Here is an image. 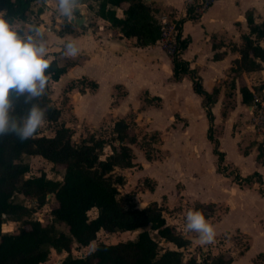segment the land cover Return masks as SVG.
<instances>
[{"label":"trees","instance_id":"obj_1","mask_svg":"<svg viewBox=\"0 0 264 264\" xmlns=\"http://www.w3.org/2000/svg\"><path fill=\"white\" fill-rule=\"evenodd\" d=\"M36 1L46 0H0V10L12 21H25ZM97 1V15L119 28L124 36L135 38L137 45L148 46L162 39L163 28L155 16L156 9L146 0ZM118 8L123 10V17L118 15ZM192 12L193 7L189 5L186 18L178 22L180 51L172 57L173 72L176 79L190 74L195 92L204 96V107L210 120L208 138L215 144L213 152L218 155L220 165L224 161V152L219 150L213 136L214 114L210 107L216 102L219 89L215 88L212 93L206 91L189 62L180 57L189 44L187 39H180L181 25L185 20L195 18ZM247 22L249 31L243 34L238 49L241 58L231 68L236 75L261 70L264 66V20L258 22L254 14L248 12ZM221 57L220 53L214 55L216 60ZM68 67L69 64L51 61L47 70L51 73L49 81L59 80ZM96 86L92 84V87ZM241 93L244 103L256 104L255 95L248 86H242ZM34 102L47 108L46 120H59L61 110L50 103L47 92ZM25 108L18 104L17 114ZM37 134L25 140L13 134L0 136V264H42L48 260L51 249L68 253L61 264H234L227 254H207L201 261L195 257L185 261L182 249L191 246L192 242L167 223L162 205L157 201L145 207L124 205L120 187L126 184V177L117 172V168L137 164L132 145L138 142V136L129 120H117L110 138L90 132L75 140L65 124L60 125L53 136L39 135V130ZM107 146L111 148L110 153H105ZM25 154L40 155L54 164L64 165L63 178L53 179L45 172L26 177L31 167L24 161ZM146 158L154 159L149 149H146ZM253 177L261 180L258 172L241 180L249 183ZM17 193L34 198L38 208L53 199L51 219L37 218L33 207L16 202ZM94 208L97 215L91 217L90 211ZM195 210L208 218L200 207ZM8 220L20 223L16 232L3 231L2 226ZM58 224L64 225L67 231L58 229ZM102 230L138 234L118 243L99 242L84 257L72 254L74 245H90ZM163 241L172 242L177 248L166 247Z\"/></svg>","mask_w":264,"mask_h":264},{"label":"crops","instance_id":"obj_2","mask_svg":"<svg viewBox=\"0 0 264 264\" xmlns=\"http://www.w3.org/2000/svg\"><path fill=\"white\" fill-rule=\"evenodd\" d=\"M146 1L156 9L155 16L158 20L159 14L164 11H172L173 17L181 20L187 16L190 0ZM57 4L58 0L34 2L29 14L32 18L23 22L26 28L35 25L45 30L44 39L50 62L55 60L59 65L69 64L68 71L59 80L51 82L59 85V89L72 81L87 83L83 91L75 86L68 93V112H64L56 103L52 104L61 110L59 120L66 118V113L70 114L71 117H68L65 124L67 127L71 128L73 124H77L88 126L92 131L106 120L115 118L112 122L114 126L117 120L127 119V115L122 112L132 110L137 104L143 103L144 95L148 94L151 98L162 99L163 110L167 103L174 104L175 112H187L191 109V102L196 101L209 129L210 120L204 107V96L195 92L190 74H183L180 79L174 77L173 59L164 48L162 39L148 46L137 45L135 38L124 36L119 28L97 15V0H79L76 3L74 18L86 15L82 26L61 16ZM117 12L120 17L124 16L121 8H118ZM248 12L254 14L256 21L264 20V0H216L199 17L187 19L181 25V38L187 39L189 44L181 51L180 57L188 61L191 69L200 75L206 91L212 93L215 88L219 89L216 102L210 105L214 114L212 127L215 130L218 120L223 119L222 110L228 111L227 116H230L229 109L231 111L233 104L242 110H252L260 105L259 102L262 103L258 94L264 95V66L261 70L243 72L240 75L231 71L236 60L241 58L238 49L242 44V36L249 31ZM65 21L69 23L67 27L64 25ZM89 22H92V25H89ZM70 39L75 40L79 48L75 56L64 54L63 45ZM214 45L217 46L216 49ZM216 53L222 54V57L216 60ZM76 70L79 72L76 73ZM165 74L168 81H164ZM231 75L234 80L233 88L228 81ZM94 83L96 87H92ZM184 85L187 86V95L182 90ZM244 85L254 93L256 104L248 105L243 102L241 87ZM227 105L229 107L224 108ZM180 116L185 118V114ZM216 134L213 136L218 141L219 150L224 152L226 164L240 170L247 169L248 160L252 159L254 164L257 148L259 156L264 159L260 138L257 139V148H252L249 154H246L236 148V138L231 133L223 134L217 131ZM246 138L243 136V139ZM229 144L237 152L239 161L233 160ZM213 154L218 157L214 152ZM255 172L261 175V180L258 179L257 182L263 181L264 164L257 162ZM247 176L250 175L239 177L245 179ZM255 178L257 177H253ZM240 191L242 192L234 196L228 210L215 222L206 218L215 228L213 242L201 243L198 233L195 232L183 234L192 242L188 247L190 250L202 246V255L194 256L198 257L199 261L207 254L218 255L227 250L234 264H264V216L251 211L250 206L248 210L243 202L245 196H251L252 208H255L257 202L254 200V194L259 196L260 193L250 188ZM241 196L243 198H240ZM260 197L264 200V196ZM154 201L158 202V199ZM200 202L206 204L204 200ZM91 211L95 212V217L97 209ZM240 240L244 241V246L238 242ZM163 244L172 249L177 248L172 242L163 241Z\"/></svg>","mask_w":264,"mask_h":264},{"label":"rangeland","instance_id":"obj_3","mask_svg":"<svg viewBox=\"0 0 264 264\" xmlns=\"http://www.w3.org/2000/svg\"><path fill=\"white\" fill-rule=\"evenodd\" d=\"M77 14H79V11H77ZM163 14L170 16L168 22L174 26L172 11L160 13V20H162ZM84 16L86 15L84 14ZM31 18L30 15L28 19ZM14 22L26 28L25 22L19 20ZM64 25L67 27L69 23L65 21ZM89 25H92V22H89ZM162 43L165 48L166 41L162 40ZM75 72L79 71L76 70ZM231 77L233 78L231 75L228 81H230V86L233 88L234 80ZM164 81H168L166 74L164 75ZM86 84L80 80L72 81L59 89V85L49 81L46 92L49 95L50 103H56L66 112L70 100L68 93L75 86L83 91ZM182 90L187 95L186 85H184ZM258 97L262 103L258 101L260 105L252 110L247 108L242 110L234 104L231 111L229 109L230 116H227L228 111L222 110L223 119L220 118L218 120L216 128L219 133H231L236 138V148L246 154H249L252 148H257V139L261 137L260 127L264 124L262 123L264 119L261 117L264 115V95L258 94ZM161 100V98H151L148 94H145L143 103L137 104L132 110L122 112V114L127 115L126 118L133 124L134 132L138 136V142L132 145L137 164L133 167L117 168V172L122 173L126 177V184L120 187L124 205L126 207L134 205L145 207L158 199V203L163 207V215H165L166 220L168 219V224L172 225L177 232L184 234L192 232L185 227V215L188 209L200 207L208 215V218L215 222L232 205L234 196L242 192L240 189L247 190L250 188L260 193L259 196L254 194V200L257 202L256 207L252 208L253 199H251V196H245L243 202L247 205L248 210H250V206L251 211L264 216V200L260 197L264 196V179L261 182H257V177L249 184L240 179V177L242 178L245 175L253 174L257 162L264 164V159L259 156V149L257 148L254 164L252 159L248 160L247 164L249 167L245 170L226 164L224 162L226 161L225 159L219 165L218 157L213 154L214 144L207 137L208 126L204 123L203 114L198 103L192 101L191 109L187 112L182 111V113L181 111L175 112V105H168V103L163 110L164 104ZM166 101L168 102V100ZM227 107L229 106H224V108ZM66 114L68 115H66V118H61L57 122H50L45 119L44 124L39 129V135H55L56 129L60 125L66 124L68 117H71L70 114ZM181 114H185V118L180 116ZM114 119L106 120L92 131L88 126L73 124L70 128L73 138L80 140L90 132L110 138ZM216 130L213 129V135L215 136L217 135ZM243 136L247 138L243 139ZM146 149H149L154 156L153 160H147ZM229 149L233 160L239 161L235 149L231 146ZM110 152L111 148L107 146L105 153ZM24 161L29 163L31 167L26 177L40 175L45 172L50 178H63L64 165L54 164L42 156L38 157V155L30 154L24 155ZM238 176L240 177L238 178ZM240 198L243 197L241 196ZM14 200L33 207L36 210L34 215L37 218L46 221L51 219V209L54 205L53 199H49L48 203L41 208H38L34 198L27 197L21 193L15 194ZM202 200L206 204H201L200 201ZM94 215L95 212L90 211V216L93 217ZM19 226V222L8 220L3 224L2 228L4 232L13 233L17 231ZM57 227L60 230L67 231L64 225L58 224ZM137 234L138 232L132 231L108 233L102 230L98 233L97 240L90 245L86 247L74 245L72 254L75 257H79L83 253L88 254L93 251L99 242L118 243L135 238ZM238 242L243 243L242 246H244V241L240 240ZM201 249L202 246H198L194 250L184 249L185 261L195 255L201 256ZM223 253L226 254L227 250L219 254ZM67 255V252L58 253L56 250L51 249L49 258L44 264H58ZM256 264H263V262H257Z\"/></svg>","mask_w":264,"mask_h":264},{"label":"clouds","instance_id":"obj_4","mask_svg":"<svg viewBox=\"0 0 264 264\" xmlns=\"http://www.w3.org/2000/svg\"><path fill=\"white\" fill-rule=\"evenodd\" d=\"M77 0H58L61 16L73 19ZM44 29L22 27L0 10V136L13 134L21 140L33 137L46 119L47 108L34 102L45 95L51 73ZM65 55L75 56L79 48L75 40L63 45ZM26 108L17 114V105ZM187 230L198 233L201 243H211L215 228L200 210L188 209Z\"/></svg>","mask_w":264,"mask_h":264},{"label":"built area","instance_id":"obj_5","mask_svg":"<svg viewBox=\"0 0 264 264\" xmlns=\"http://www.w3.org/2000/svg\"><path fill=\"white\" fill-rule=\"evenodd\" d=\"M216 0H190L189 5L193 7L192 15L195 17H199L207 8H209ZM170 16L164 15L161 17L162 20L159 19V22L163 28L162 33V40L166 41L165 49L168 52L170 56L173 57V55L176 52L180 51V40H178V22L179 20H176L175 18L172 20L175 24L174 26L171 25L169 21ZM171 21V22H172ZM182 39V38H180ZM262 119H264V115L261 116ZM262 123H264V120H262ZM260 142L263 148V157H264V124L262 127H260Z\"/></svg>","mask_w":264,"mask_h":264},{"label":"water","instance_id":"obj_6","mask_svg":"<svg viewBox=\"0 0 264 264\" xmlns=\"http://www.w3.org/2000/svg\"><path fill=\"white\" fill-rule=\"evenodd\" d=\"M72 23L77 24L78 26H82L85 21V16L69 19ZM86 253H83L82 256L84 257ZM61 260L58 262V264H61Z\"/></svg>","mask_w":264,"mask_h":264}]
</instances>
